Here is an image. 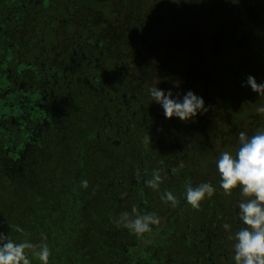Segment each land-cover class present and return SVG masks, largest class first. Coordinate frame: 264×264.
Instances as JSON below:
<instances>
[{
	"label": "flooded vegetation",
	"instance_id": "1",
	"mask_svg": "<svg viewBox=\"0 0 264 264\" xmlns=\"http://www.w3.org/2000/svg\"><path fill=\"white\" fill-rule=\"evenodd\" d=\"M170 7L167 0L0 3V129L27 144L38 134L73 140L77 164L88 158L96 165L94 176L125 224L124 213L155 214L159 223L151 231L137 235L126 227L130 239L121 242L137 249L147 244L145 257L135 254L143 264H234L230 237L242 226L241 197L238 190L226 196L219 188L216 160L223 151L235 154L240 132L264 128V113L251 114L254 125H242L240 117L229 124L223 116L231 108L244 109L245 116L264 106V95L242 86L248 75L264 82L258 71L264 35L251 41L240 25L232 41L220 38L231 59L225 63L222 52L206 49L198 37L218 26L209 22L206 30L202 20L192 34V21L177 25ZM235 7L240 11L234 20H246L241 4ZM210 18L212 13L205 20ZM245 42H251L249 59L255 62L240 51ZM156 85L180 96L193 91L207 111L188 122L165 119L147 92ZM241 90L247 98L237 101ZM154 170L161 177L155 189L146 183ZM204 182L216 192L193 208L185 189ZM168 192L175 204L163 198Z\"/></svg>",
	"mask_w": 264,
	"mask_h": 264
},
{
	"label": "trees",
	"instance_id": "2",
	"mask_svg": "<svg viewBox=\"0 0 264 264\" xmlns=\"http://www.w3.org/2000/svg\"><path fill=\"white\" fill-rule=\"evenodd\" d=\"M232 10L236 18L240 9ZM259 14L264 17V11ZM37 138L27 144L0 129V232L16 242L46 244L49 264H143L135 254L145 257L148 249L121 244L130 235L115 201L94 176L96 165L88 158L77 164L71 139ZM33 251L26 250L32 264H39Z\"/></svg>",
	"mask_w": 264,
	"mask_h": 264
},
{
	"label": "clouds",
	"instance_id": "3",
	"mask_svg": "<svg viewBox=\"0 0 264 264\" xmlns=\"http://www.w3.org/2000/svg\"><path fill=\"white\" fill-rule=\"evenodd\" d=\"M242 86L264 95V82L258 83L252 75L247 76ZM147 92L152 101L162 108L167 120L175 118L188 122L207 111L203 97L191 90L180 96L156 85L149 87ZM256 111L264 113V106L258 107ZM237 143L235 154L223 151L216 160L219 188L226 196L238 190L241 197L238 215L242 226L230 237L234 241L232 259L234 264H264V129H258L252 135L240 132ZM160 180L159 172L154 170L152 179L146 183L155 189ZM215 192L216 187L211 183L189 185L185 189L184 199L188 205L199 208L201 202L211 198ZM163 198L176 203L170 192L165 193ZM123 216L125 226L137 235L151 231V226L159 223V218L153 213L137 215L135 218H128L127 213ZM27 249H35L32 256L39 264H49L50 250L46 244L36 246L30 241L16 242L6 233L0 232V264H32Z\"/></svg>",
	"mask_w": 264,
	"mask_h": 264
},
{
	"label": "rangeland",
	"instance_id": "4",
	"mask_svg": "<svg viewBox=\"0 0 264 264\" xmlns=\"http://www.w3.org/2000/svg\"><path fill=\"white\" fill-rule=\"evenodd\" d=\"M169 5H173V8H169V14L173 16L174 18V22H176L177 25H179L180 20L183 22L184 18L186 19V21H192L191 24V31L192 34H194L193 31V25L194 24H200V22L203 20L204 22L207 23V25L205 26V28L208 26V23L211 22V24H216L218 26V28L216 29L214 33V37H212L211 35L213 33H211L210 31L207 30V34L205 35H201L198 36L200 43H204L205 42V47L206 49H209L210 51H214V49H218V51L223 53V61L225 63H230L231 59L230 57H228V55L224 54L225 52V45L220 43V38L224 39L225 41H232V39L235 37L236 32H238V28L240 25H245L247 26V31L246 32V37L247 36H252L251 41H253V39L256 36H261L264 35V17H261V15L259 14L260 11H264V3L262 4H258L255 3L251 4L253 1L255 0H167ZM136 2L138 3L139 0H136ZM159 2V1H158ZM241 4L246 11V16H244V18H247L246 20H242L241 22H236L234 20V12H232L229 15V11L232 10L233 6L239 5ZM179 5H183L182 7V11L177 13L175 16L174 10L177 8V6L179 7ZM212 11V12H211ZM210 12V13H208ZM203 13L204 16H206V18H208V15L212 13V18L207 19V21L204 19L199 17V14ZM208 13V14H207ZM210 24V23H209ZM251 27H249V26ZM203 27H198V29L196 30H200L205 32L203 29H205ZM251 28V29H250ZM209 32V34H208ZM215 37H217L216 39H214ZM245 36L241 37L242 41H246ZM219 41V43H218ZM230 43V42H229ZM223 46V49L221 47V49H219L220 46ZM230 45V49L232 47L231 44ZM244 45V46H243ZM251 42L250 43H244L240 45V51L241 52H245L246 53V58H248V61H253V59H249L250 55H252V53H250L251 48H250ZM217 51V52H218ZM249 53V54H248ZM222 58V55H221ZM257 59H255L253 62H255ZM227 67H229L227 65ZM259 72H263L264 73V67L262 70H259ZM231 92L232 89L230 91V93H226V98L231 97ZM238 95V94H237ZM246 91L241 90L239 92V96H236V100H244L247 97ZM224 98V99H226ZM237 100V101H238ZM262 101L264 102V99H262ZM257 109V107H256ZM242 108H231V113L230 114H226L223 115L224 116V120L228 121L226 123L231 124L233 122V120H235L236 118L240 117V119H238L237 121L239 123H241L242 125H249L248 123H252L253 118L251 117V114L254 112L256 113L257 111H250L249 109L248 112L246 113L245 116H241L243 113ZM224 113V111H223ZM252 125H254V123H252ZM259 129H264L263 127H260ZM257 131V129L255 130V132ZM253 132V134L255 133ZM143 249H149V247L147 246V244H143L142 245Z\"/></svg>",
	"mask_w": 264,
	"mask_h": 264
}]
</instances>
